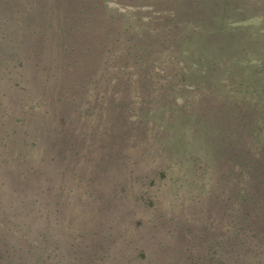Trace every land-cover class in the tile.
I'll return each instance as SVG.
<instances>
[{"label":"rangeland","instance_id":"obj_1","mask_svg":"<svg viewBox=\"0 0 264 264\" xmlns=\"http://www.w3.org/2000/svg\"><path fill=\"white\" fill-rule=\"evenodd\" d=\"M247 1L27 0L26 12L0 3L3 28L19 16L50 39L53 25L51 40L73 47L52 49L56 74L43 86L44 102L41 93L30 99L36 104L27 111H37L41 136L28 144L24 167L34 150L37 161L50 158L56 149L39 150L56 140L66 142L68 155L83 153L52 179L12 184L43 196L35 207L21 204L9 215V232L3 230L7 247L21 248V264H216L213 251L225 252L234 234L228 216L221 219L224 202L238 192L223 172L227 142L219 138L231 123L222 129L223 111L200 104L198 94L212 90L225 99L237 123L246 110L256 122L264 114V0H255L254 9ZM75 5L88 21L69 31L65 16ZM170 31L175 39L161 41ZM0 39L5 53L27 49L6 45L1 33ZM182 100L190 106H180ZM13 107L15 120L20 111ZM14 126L23 124L11 120L6 129ZM249 131L246 142L264 150V126Z\"/></svg>","mask_w":264,"mask_h":264},{"label":"trees","instance_id":"obj_2","mask_svg":"<svg viewBox=\"0 0 264 264\" xmlns=\"http://www.w3.org/2000/svg\"><path fill=\"white\" fill-rule=\"evenodd\" d=\"M179 1L181 5L185 2V0ZM0 3L5 4L9 10H15V12L22 10L26 12L29 9L27 0H0ZM257 4L255 0H248L246 7L250 9L258 8L259 6H256ZM259 5H261L260 2ZM32 8L39 9L41 6L36 8L33 5ZM91 8L96 10V8H99V4H93ZM73 10L74 14L72 16H65V25H67L69 31L72 30L71 27L73 25L84 24V22L88 21L80 15V12L84 10L83 6L75 5ZM33 13L29 14V17H34ZM174 16L176 18L174 17L172 23L178 21L176 13ZM18 19L19 16L16 17L13 26L8 29L0 25V33L3 37H8L6 45L12 44L13 47L23 45L27 48L22 53H5L0 50V190L6 191L5 193L0 192V207L2 213L0 220L3 221L0 224V264H16V262L21 261L16 258L17 250L21 248L18 246L14 247L11 244L7 247V236L3 232L4 229L9 232L10 227L13 225L9 222V215L14 214V211L23 203H35V207L37 205L36 201H38L36 198L43 197L42 195L36 196L33 190L21 193L13 185L33 183V176H35L36 179H34L36 181L40 176H44L46 179H52L60 170L63 173V169L67 168L69 159H80L83 155V153L78 152L76 149H73L68 155V151L66 153L64 147L66 142L56 140L54 143H49L50 146L47 144L46 147L39 150L40 152H45V148H47L48 150L46 152H50L52 148L56 149L49 156L50 158H45L42 155L40 160L38 159L37 161L35 156L36 150H34L33 152L35 153L33 155L35 159H29V163L26 165L28 168L24 167V156L26 155L28 144L36 145L35 140L41 136L36 130V125L39 123L37 120V111H27L28 107L36 104L35 102H30L34 100L31 97L41 93L42 97L40 96V98L44 102V95L47 91L43 86L52 83L50 80L51 76L56 74L54 71H51L52 65L55 63L54 56L52 57L51 53L52 49L56 53H59L58 48H60L62 53H66L70 52L73 47L69 45L70 42L63 44L59 40L55 44V39H58L55 36L51 40L52 35L57 31V29L54 30L53 25H47L50 31V39H48L47 34L44 35L37 28L28 27L26 24L19 23ZM111 20L114 21L115 17H112ZM14 30L26 35V39L12 34ZM141 33L143 34V31ZM13 38L16 39L12 40ZM145 38L148 41L152 40L149 35L145 36ZM173 39L175 38L172 36L171 31L166 36L161 37V41L163 42H169V40ZM76 42L78 46L77 39ZM140 48L145 50L142 46ZM145 52L147 51L145 50ZM47 56L51 57L50 64L49 61L40 62V59H44ZM61 65L63 68H66L67 65L71 66V63L67 61L65 65ZM263 67L264 65L259 70L263 69ZM178 68H172V70ZM192 83H195V90L199 88L198 80L192 81ZM260 93H264V87L261 88ZM198 96L200 104L201 101L213 102L219 110L223 111L219 116L222 129L225 130L226 123H231V128L227 131H220L219 138H223L227 142V148L225 147L224 151L226 157L223 161V172L227 174L226 178L230 180L231 186L238 192L232 196V199L224 202L223 206L226 211L222 213L221 219L224 215L228 216L227 221L231 223L230 227L233 228L231 232L234 234L229 237L231 240L229 246L224 245L225 252H221L218 256L216 251H213L215 260H217L216 264H222L224 260L225 264H264V150L260 149L255 143L249 145L245 139L250 134L249 128L251 126H257L260 129L263 128L264 124L258 122L264 119V114L256 122L254 114L248 112L249 116H247V110L245 109L247 117L245 116L243 119V116H241L243 113L240 114L241 118L238 120H241V122L237 123L238 121H235L233 118L232 111L226 109L227 102L225 99L215 97L212 90L198 94ZM58 99L61 98L58 97ZM234 103L237 109L240 110V102L237 101ZM190 104L191 100H182L180 106L188 107ZM13 106H16L20 111L15 120L13 118ZM11 120L16 123L21 122L23 126H14L9 131L6 128ZM62 130L65 131V128L62 127L60 131L62 132ZM68 145L70 146V143ZM49 161L53 165L48 164ZM45 166L46 169H44ZM5 187L6 189H4ZM46 187L47 185L43 187V190ZM33 196L35 199L32 200ZM12 206L16 208H10ZM23 233L25 234V232ZM213 243L219 245L217 239H213ZM224 253H228L227 256L223 257L222 255ZM219 257L224 260L218 261ZM19 264L21 263L19 262Z\"/></svg>","mask_w":264,"mask_h":264}]
</instances>
